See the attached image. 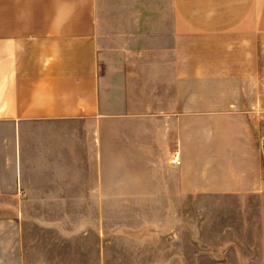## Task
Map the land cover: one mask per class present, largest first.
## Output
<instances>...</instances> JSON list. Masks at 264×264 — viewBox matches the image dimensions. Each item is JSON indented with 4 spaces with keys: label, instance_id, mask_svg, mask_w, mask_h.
Masks as SVG:
<instances>
[{
    "label": "rangeland",
    "instance_id": "rangeland-1",
    "mask_svg": "<svg viewBox=\"0 0 264 264\" xmlns=\"http://www.w3.org/2000/svg\"><path fill=\"white\" fill-rule=\"evenodd\" d=\"M160 41H134V54ZM179 42L184 77L138 73L135 116L50 124L28 147V167L42 156L50 171L0 176V203L35 202L38 184L48 197L0 207V264H264V207L215 192L229 151L212 145L229 142V131L216 129L228 114H199L239 105L257 124L264 151V35ZM14 147L23 163L26 139ZM184 150L201 152L200 174H188ZM15 179L34 188L19 197ZM201 187L214 188L199 195Z\"/></svg>",
    "mask_w": 264,
    "mask_h": 264
},
{
    "label": "crops",
    "instance_id": "crops-1",
    "mask_svg": "<svg viewBox=\"0 0 264 264\" xmlns=\"http://www.w3.org/2000/svg\"><path fill=\"white\" fill-rule=\"evenodd\" d=\"M232 33L264 35V0H0V145H7L0 147V176L50 171L42 156L28 167L29 142L38 144L50 124L135 116L139 102L132 88L138 87V73L150 79L154 71L156 77H184L177 40L185 35ZM153 38L162 41L134 54V41ZM105 42L111 43L103 46ZM215 113L228 114L216 129L229 131L224 139L228 143L212 145L228 146L220 153L229 151L221 160V190L215 192L254 197L256 206L264 207V151L257 124L239 105L199 114ZM21 136L27 154L17 164L14 146ZM194 153L182 152L189 175L200 174L207 162L199 161L201 152ZM198 179L203 181L202 176ZM17 181L12 185L19 197L34 188L23 189ZM38 186L37 201L23 199L27 202L22 204L17 198L0 207L46 203L48 197ZM213 188L201 187L199 195Z\"/></svg>",
    "mask_w": 264,
    "mask_h": 264
},
{
    "label": "built area",
    "instance_id": "built-area-1",
    "mask_svg": "<svg viewBox=\"0 0 264 264\" xmlns=\"http://www.w3.org/2000/svg\"><path fill=\"white\" fill-rule=\"evenodd\" d=\"M176 161H177V160H176V159H174V160L172 161V163H173V162H176Z\"/></svg>",
    "mask_w": 264,
    "mask_h": 264
}]
</instances>
